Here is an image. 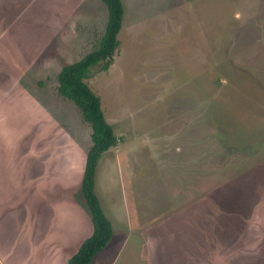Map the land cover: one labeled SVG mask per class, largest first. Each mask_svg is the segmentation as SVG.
I'll return each instance as SVG.
<instances>
[{"label": "rangeland", "instance_id": "rangeland-1", "mask_svg": "<svg viewBox=\"0 0 264 264\" xmlns=\"http://www.w3.org/2000/svg\"><path fill=\"white\" fill-rule=\"evenodd\" d=\"M121 2L113 61L85 80L118 138L95 171L113 234L91 264L264 263L241 255L251 242L264 253V0ZM107 17L102 0H0V182L33 204L32 228L40 204L50 213L47 264H67L92 230L90 125L57 85ZM8 231L2 264L20 237Z\"/></svg>", "mask_w": 264, "mask_h": 264}, {"label": "trees", "instance_id": "trees-1", "mask_svg": "<svg viewBox=\"0 0 264 264\" xmlns=\"http://www.w3.org/2000/svg\"><path fill=\"white\" fill-rule=\"evenodd\" d=\"M102 1L107 7L108 17L104 33L96 47L79 60L63 66L58 74L57 92L72 101L80 110L83 120L90 125L91 140L80 186L89 211L92 230L68 258L67 264H91L94 257L107 246L113 234L112 223L102 209L94 183L99 159L109 148L117 145L118 138L104 117L99 96L85 81L91 77L95 69L105 71L109 68L119 45L117 35L123 17L122 2Z\"/></svg>", "mask_w": 264, "mask_h": 264}, {"label": "crops", "instance_id": "crops-1", "mask_svg": "<svg viewBox=\"0 0 264 264\" xmlns=\"http://www.w3.org/2000/svg\"><path fill=\"white\" fill-rule=\"evenodd\" d=\"M2 104H5V102ZM0 121L2 122V119H0ZM19 142H22V141L20 140L17 143L20 144ZM3 156H6V155H3ZM8 163H10V162L8 161ZM9 167H11V164L9 165ZM9 167L7 168V171L9 169ZM1 170H4V165L0 166V174L2 173ZM9 171H10V173L12 171H14V166ZM0 179H3L1 175H0ZM20 188H18V189H20ZM14 190H15L14 185H9L7 183H1L0 182V215H1V213L8 214V215H10V217L11 216L13 217V215H15V216L17 215V217H15V221H14L12 227H15V232L17 233V231H18L20 234V237L17 239L18 244L14 245V247H16V248L13 249L12 255L9 254L10 263H7V261H6V264H12L13 260H14L13 264H15L18 261L20 255L23 256V263L24 264H28V263L36 264V262H30V260L34 259V258L38 259L41 264H47V262L43 260L44 258L47 257L48 249H49V246H46L47 240L44 239L45 233H47V231H45L46 227H44V225H45V221L50 220L49 219L50 213H48V211H46L47 210L46 208L44 209V204H40L39 205L40 210H39L38 214L42 217L41 218L42 222L40 221L41 223H40V226L38 227V229H37L35 224H33V228H32L31 223H30L32 217L31 218L26 217L23 220L21 208L25 207V209L28 212L32 208L33 204H31V206L27 203L22 204L21 200H19L17 202L18 199L14 196V192H15ZM24 195H25V197H27L26 193H24ZM7 202H10V203H7ZM32 210H34V209L32 208ZM31 215H33V214L31 213ZM7 218L9 219V217H7ZM12 219H14V217ZM22 221H23V223H22ZM34 221H36V220H34ZM17 225H19V227H17ZM12 227L5 225L0 230V238L1 239L5 238L4 243L0 242V244H8L9 245V243L7 242L8 239L6 238L7 236L4 237V235H5V232L10 233V231H8V230L9 229L11 230ZM28 236L32 237L31 240H29V238H27ZM247 243H248V241H247ZM250 244H252V242ZM250 244H248L250 249H245V248L241 249L242 250L241 255L245 256V258L248 260L249 259L251 260L252 258H254L255 263L258 260V258H259V261H261V258H263V260H264V253L261 256L260 251L257 250L256 246L253 247ZM246 246H247V244H246ZM50 251H51V248H50ZM41 254L44 255V258H41L42 257ZM0 262L2 264V261H0ZM19 264H20V262H19ZM248 264H250V262H248ZM262 264H264V263H262Z\"/></svg>", "mask_w": 264, "mask_h": 264}]
</instances>
